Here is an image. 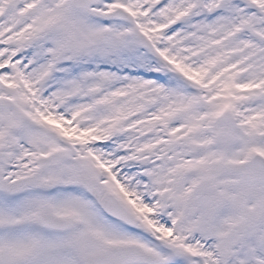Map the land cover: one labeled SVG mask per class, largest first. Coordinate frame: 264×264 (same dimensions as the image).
Instances as JSON below:
<instances>
[{
	"label": "snow or ice",
	"instance_id": "1",
	"mask_svg": "<svg viewBox=\"0 0 264 264\" xmlns=\"http://www.w3.org/2000/svg\"><path fill=\"white\" fill-rule=\"evenodd\" d=\"M0 264H264V0H0Z\"/></svg>",
	"mask_w": 264,
	"mask_h": 264
}]
</instances>
